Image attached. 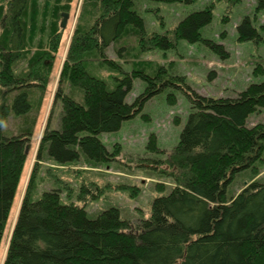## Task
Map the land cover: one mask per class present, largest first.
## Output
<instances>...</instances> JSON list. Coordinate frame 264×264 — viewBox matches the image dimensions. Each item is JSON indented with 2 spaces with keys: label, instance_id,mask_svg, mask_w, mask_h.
Returning a JSON list of instances; mask_svg holds the SVG:
<instances>
[{
  "label": "trees",
  "instance_id": "1",
  "mask_svg": "<svg viewBox=\"0 0 264 264\" xmlns=\"http://www.w3.org/2000/svg\"><path fill=\"white\" fill-rule=\"evenodd\" d=\"M152 1L191 4L196 0ZM240 1L225 0L229 8ZM71 2L0 0L1 264H264V181H251L236 196L227 197V187L235 177L244 171L256 176L257 165L264 160V125H246L252 114L264 110V80L250 84L235 98H213L198 94L183 77L170 76L163 66L154 76L137 70L126 73L114 90L86 68L87 57L95 51L105 64L117 66L105 50L130 26L142 50L168 51L186 41L203 43L226 59L224 47L201 34L212 21L213 6L189 14L170 32L147 35L143 18L133 10V0H84L54 94V101L62 106L59 129L46 125L37 159L46 154L59 165L76 164L82 156L96 164L117 161L120 145L109 151L98 136L118 131L123 122L141 113L147 101L172 86L186 95L191 112L173 152L152 162L151 168L174 185L166 196L153 201L149 219L132 226L121 219L116 207L95 219L88 217L87 205L104 194L95 182L82 183L78 199L83 206L62 204L56 190L45 191L33 201L35 165L10 224L28 164L26 147L36 126L28 115L31 89L40 88L44 96L61 49L62 14L70 12ZM88 3L89 20L94 19L84 28L87 13H82ZM263 8L264 0H260L256 11ZM237 32L241 42L264 43L248 16L238 24ZM23 56L29 57L30 69L18 75L14 65ZM135 78L147 86L128 103ZM63 83L68 84V92ZM76 91L82 92V103L76 101ZM168 99L174 104V93ZM12 108L28 125L7 138L2 128ZM148 149L159 151L154 135ZM129 189L132 196L138 194V189Z\"/></svg>",
  "mask_w": 264,
  "mask_h": 264
},
{
  "label": "rangeland",
  "instance_id": "2",
  "mask_svg": "<svg viewBox=\"0 0 264 264\" xmlns=\"http://www.w3.org/2000/svg\"><path fill=\"white\" fill-rule=\"evenodd\" d=\"M133 1V10L143 18L147 35L170 32L189 14L213 6L212 21L202 28L201 34L205 40L222 45L228 57L222 59L220 53L214 52L203 43L190 44L186 41L178 42L175 49L168 51L142 50L138 34L130 26L119 40L105 50L106 57L117 66L105 64L96 51L87 57V70L105 81L110 90L116 88L126 73L137 70L154 76L160 66L165 67L170 76L183 77L186 84L198 94L213 98H235L250 84L264 80V43L241 42L237 32L238 24L248 16L264 36V8L256 11L260 0H241L231 8L225 0H196L191 4ZM83 4L84 0L71 2L70 17L63 28L61 49L49 76L44 96H41L40 88L31 89L32 108L28 115L30 119L36 120V126L28 151V164L11 212L10 224L16 217L35 165V185L31 192L33 201L38 200L45 191L56 190L60 192L62 204L74 203L83 206L78 199L80 187L83 182H95L104 189V194L99 200L87 205L88 217L95 219L103 211L116 207L120 210L121 219L129 221L132 226L149 219L153 201L166 196L174 185L172 179L151 168L152 162L164 160L173 152L191 112V104L186 95L172 86L166 87L147 101L141 113L123 122L118 131L98 136L109 151H113L116 144L120 145L121 153L117 161L96 164L82 156L76 164L59 165L46 154L38 161V145L46 125L52 130L59 129L62 106L60 102L54 101V94ZM86 5L85 12L82 13L84 16L87 13L84 28L94 19L93 16V19L89 20L91 4ZM29 69V57L26 56L14 65L18 75L25 74ZM146 86L145 81L135 78L126 101L132 103L145 91ZM63 88L66 92L69 91L67 83H63ZM170 93H174L176 97L174 104L169 102ZM14 95L15 93H12V96ZM74 97L77 102H83L81 91H76ZM26 122L21 116H17L12 108L10 116L3 124V135L7 138L17 136L27 127ZM258 124L264 125V110L252 114L246 125L253 127ZM151 135L156 137L158 152L148 149ZM257 169L256 176L249 171L239 173L227 187V197L236 196L251 181H264V160L257 165ZM159 187H163V190ZM129 188L138 189V194L132 196ZM9 227L11 228V225ZM8 241L9 237L7 243ZM3 256L4 254L0 257V264Z\"/></svg>",
  "mask_w": 264,
  "mask_h": 264
},
{
  "label": "water",
  "instance_id": "3",
  "mask_svg": "<svg viewBox=\"0 0 264 264\" xmlns=\"http://www.w3.org/2000/svg\"><path fill=\"white\" fill-rule=\"evenodd\" d=\"M69 17H70L69 13H63L62 14V21H61V27L62 28L66 27ZM29 149H30V144L27 145L26 152H28Z\"/></svg>",
  "mask_w": 264,
  "mask_h": 264
}]
</instances>
